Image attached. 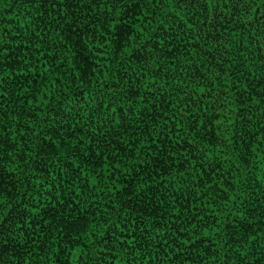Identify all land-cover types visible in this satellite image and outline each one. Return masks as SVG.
Returning a JSON list of instances; mask_svg holds the SVG:
<instances>
[{"label": "trees", "instance_id": "1", "mask_svg": "<svg viewBox=\"0 0 264 264\" xmlns=\"http://www.w3.org/2000/svg\"><path fill=\"white\" fill-rule=\"evenodd\" d=\"M6 2L0 38L15 57L0 67V111L15 147L4 149L12 155L0 161V190L14 195L0 208V264H73L76 208L89 202L108 222V247L90 244L76 264H264V0L215 22L182 0H76L71 12L59 8L63 19L45 0ZM34 31L63 39L66 62L53 68L43 46L34 50ZM142 42L153 51L147 64L139 51L121 58ZM70 130L84 144L64 159L59 137L70 144ZM96 145L125 161L112 173L119 191L105 180L77 200L76 165L103 169Z\"/></svg>", "mask_w": 264, "mask_h": 264}, {"label": "snow or ice", "instance_id": "2", "mask_svg": "<svg viewBox=\"0 0 264 264\" xmlns=\"http://www.w3.org/2000/svg\"><path fill=\"white\" fill-rule=\"evenodd\" d=\"M49 4L51 8H54L57 10L58 14L61 16V19H63V13H59V8L60 7H65L66 9L71 12V9L74 7H78L76 0H45ZM103 0H89L90 6H95L96 8H101ZM183 3L187 4L189 7L195 8L197 5H199L204 12L207 15H211L212 21L215 22L218 16H224V15H238V13L242 10L241 5L244 2V0H182ZM80 3L83 4L84 0H80ZM161 4L164 5H172L173 0H155L154 7H159ZM42 6V5H41ZM10 7V4L6 2V0H0V8L7 9ZM176 7H179V3L176 4ZM114 8H109L105 11V15H107V12L109 11H114ZM46 14V13H45ZM74 15V13H71ZM206 15V18H207ZM251 19V17H249ZM75 21H71L69 24V27L71 24H74ZM119 23V21H117ZM163 23V22H161ZM57 28H60L59 23L55 25ZM211 26L214 28L215 23H211ZM46 30V29H45ZM67 31L66 28H60V35L62 36L63 33ZM122 31L124 32H129L131 29L125 28ZM136 31L139 33L141 31L140 27L136 28ZM87 29L84 31V35H87ZM94 38V36L92 37ZM131 38V37H130ZM138 38V37H136ZM147 38V36H146ZM33 39H37V43L33 46L34 50L39 51L41 46L44 47V51L41 52L40 54L42 56H45L49 60H57V65H54L53 68H56L59 64H63L67 60V56H60V54L56 51L58 48H64V40L60 39L59 36L54 37V41H49L48 37L46 35H43L40 32H33ZM64 39H68V37H65ZM78 39V38H77ZM239 43V41H238ZM153 47H155L153 45ZM51 49V50H49ZM119 45L116 47L115 51H119ZM70 51V50H69ZM136 51H139L141 55H136V59L143 61L145 64L148 63V58L153 55V51L151 48H148L147 44H144L143 42L141 45H137L134 48H127L124 53L121 54V58H127V59H132V55L135 54ZM59 56V59H58ZM9 57H15V53L10 51L8 48V44L4 42L2 38H0V67H4V61L8 60ZM6 67L11 68L12 64L8 63ZM145 72H147V68L145 69ZM7 73H5V76ZM81 79L83 78L82 76L80 77ZM6 83L5 79L3 77H0V98L3 97L4 95V84ZM35 81H33V84ZM60 81L57 78L56 79V85L59 86ZM200 91H204V89H199ZM26 100H28V103L31 104L32 101L36 100L35 96V90L33 91V94L31 96V99H28V97H25ZM143 99V97H142ZM39 103H45L47 104L48 101H42L38 102ZM130 103H135V101H130ZM108 107H111V105H108ZM114 112L113 114H110V118L104 123L97 125V128H102L104 127V124H109L111 123V119L114 118ZM0 117H3L2 120H0V161L8 159L9 156L12 155L11 152H5L4 149L5 147L7 148H14L15 145L13 143L8 142L7 139V128L5 126L4 120H7V114L4 113L3 111H0ZM126 117H121L120 120H117V124H119L122 128H124L125 131H127V128L130 127V125L121 123V121L126 120ZM179 126V125H176ZM96 129H92V132L95 133ZM66 135H69L72 137V141L70 144L65 145L63 137H59V147L64 150V153L67 155H64V159H68V157L73 153V152H79L80 151V146L84 144V137H75L74 134L71 132V130L66 133ZM107 135L111 137L113 135V132L110 130L107 133H101L100 139L102 140L103 136ZM116 136H119V132L115 133ZM98 139L96 135H90L89 140L92 143H95V141ZM112 143H117V141L113 140ZM97 148H99V145H96ZM127 147L129 149H134L133 144H128ZM91 151V145H89V152ZM121 152L124 151L123 148L120 149ZM137 151V155H138ZM85 154H81L80 159H84ZM94 159L100 160V158H103L100 162L103 164V169L100 170L99 167L97 166L96 168H92L91 170L84 169L82 168L79 164L76 165V167L73 169L74 175H75V180H76V192L75 196L77 200L79 199L80 195L82 194L81 190H88L91 189L93 191L97 190V185L99 183H102L105 180L112 181V184L114 185L113 191H116L118 193L119 188L115 187L116 181L113 179V172L119 171L120 167L122 164L125 163L123 158H117V155L115 152H109L108 155H105L104 149L99 148V151L93 154ZM22 159V157H21ZM171 159V157H169ZM261 164L264 165V155H261L259 157ZM107 161V163H105ZM86 163L88 161H85ZM184 163H187V160L184 161ZM171 167V165H170ZM69 168H72V165H69ZM138 174V173H137ZM200 184L203 185V180H200ZM105 187H107V184H105ZM101 191L103 189H100ZM226 191V190H225ZM14 195V192L12 191H5V190H0V208H2L6 203L8 198L12 197ZM59 194L53 195L52 199L56 200L60 205L65 204V201L62 198H58ZM68 207L71 209L74 207V201L69 199ZM178 203V202H174ZM10 208L11 205H8ZM35 211H38V209H35V205L32 206ZM77 211V217L74 219H78L81 221L77 227H78V233L76 236L72 238L79 247H76L74 249H69V253L71 255L73 264H76L77 260L82 259L81 257V252L83 249L87 248L90 244H100L103 247H108L107 243V231H108V222L105 221L103 225L99 223V220L102 218L100 217L99 213L97 210H94L92 208L91 203L89 202L88 204L84 205L83 209L76 208ZM70 214V213H69ZM88 216L89 219H86L85 216ZM6 217L5 216H0V220H4ZM192 219L194 220L195 217L193 216ZM71 228L72 225H69ZM115 227H119V225H115ZM193 227L195 228L196 225L193 224ZM103 228V231H100V229ZM99 232V235L97 233ZM254 238V237H253ZM197 239H199L197 237ZM72 242V241H69ZM138 246V245H137ZM114 258V257H113ZM135 259V257H133ZM65 260H67V257H65Z\"/></svg>", "mask_w": 264, "mask_h": 264}]
</instances>
